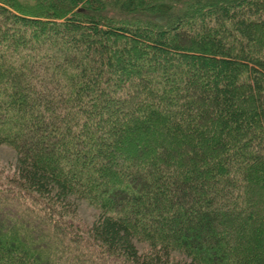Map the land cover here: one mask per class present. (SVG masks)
Returning a JSON list of instances; mask_svg holds the SVG:
<instances>
[{
  "label": "trees",
  "instance_id": "trees-1",
  "mask_svg": "<svg viewBox=\"0 0 264 264\" xmlns=\"http://www.w3.org/2000/svg\"><path fill=\"white\" fill-rule=\"evenodd\" d=\"M1 144L0 264H264V0H0Z\"/></svg>",
  "mask_w": 264,
  "mask_h": 264
},
{
  "label": "rangeland",
  "instance_id": "rangeland-1",
  "mask_svg": "<svg viewBox=\"0 0 264 264\" xmlns=\"http://www.w3.org/2000/svg\"><path fill=\"white\" fill-rule=\"evenodd\" d=\"M18 154L9 144L0 145V183L8 182L9 176L16 172ZM77 217L75 222L84 225L91 224L98 216L99 209L89 201L78 199Z\"/></svg>",
  "mask_w": 264,
  "mask_h": 264
}]
</instances>
